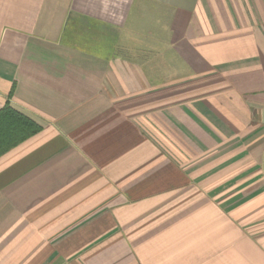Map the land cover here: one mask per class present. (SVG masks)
Instances as JSON below:
<instances>
[{"label": "crops", "instance_id": "0c3cea01", "mask_svg": "<svg viewBox=\"0 0 264 264\" xmlns=\"http://www.w3.org/2000/svg\"><path fill=\"white\" fill-rule=\"evenodd\" d=\"M0 264H264V0H0Z\"/></svg>", "mask_w": 264, "mask_h": 264}, {"label": "trees", "instance_id": "16d2710c", "mask_svg": "<svg viewBox=\"0 0 264 264\" xmlns=\"http://www.w3.org/2000/svg\"><path fill=\"white\" fill-rule=\"evenodd\" d=\"M38 130L37 125L13 111L6 104L0 111V155Z\"/></svg>", "mask_w": 264, "mask_h": 264}]
</instances>
